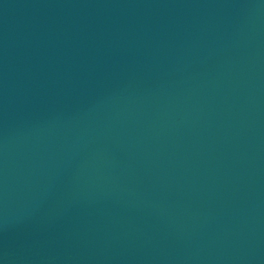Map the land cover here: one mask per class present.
Instances as JSON below:
<instances>
[{
    "label": "water",
    "instance_id": "obj_1",
    "mask_svg": "<svg viewBox=\"0 0 264 264\" xmlns=\"http://www.w3.org/2000/svg\"><path fill=\"white\" fill-rule=\"evenodd\" d=\"M0 264H264V0H0Z\"/></svg>",
    "mask_w": 264,
    "mask_h": 264
}]
</instances>
